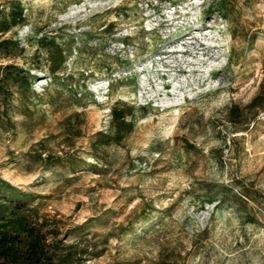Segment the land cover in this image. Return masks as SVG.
Returning a JSON list of instances; mask_svg holds the SVG:
<instances>
[{
  "label": "rangeland",
  "instance_id": "rangeland-1",
  "mask_svg": "<svg viewBox=\"0 0 264 264\" xmlns=\"http://www.w3.org/2000/svg\"><path fill=\"white\" fill-rule=\"evenodd\" d=\"M0 64L29 77L0 106L11 239L264 264V0H0Z\"/></svg>",
  "mask_w": 264,
  "mask_h": 264
},
{
  "label": "trees",
  "instance_id": "trees-1",
  "mask_svg": "<svg viewBox=\"0 0 264 264\" xmlns=\"http://www.w3.org/2000/svg\"><path fill=\"white\" fill-rule=\"evenodd\" d=\"M12 25H19L23 21V11L20 8H13L8 18ZM4 31L9 28L8 20L3 21ZM5 44H9L7 40ZM26 82L29 85V77L24 76L22 71L17 67L6 64H0V106L9 100L11 95V88L17 84ZM7 207L0 204V260L10 264H61L60 261L53 262L51 258H46L41 242L36 240L24 242L19 236L8 235L3 230L4 224V210Z\"/></svg>",
  "mask_w": 264,
  "mask_h": 264
}]
</instances>
